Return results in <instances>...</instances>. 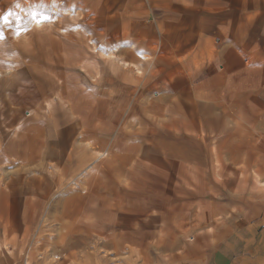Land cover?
Segmentation results:
<instances>
[{"label": "rangeland", "instance_id": "obj_1", "mask_svg": "<svg viewBox=\"0 0 264 264\" xmlns=\"http://www.w3.org/2000/svg\"><path fill=\"white\" fill-rule=\"evenodd\" d=\"M89 5L0 0V71H11L0 77V264L27 256L31 264H212L215 254L264 264V187L255 180L264 182V55L244 49L245 32L234 38L215 25L202 31L211 19L161 15L169 45L157 33L144 84L133 82L92 43L104 52L121 44L134 62L142 47L128 48L112 9ZM63 7L66 15L54 12ZM60 86L72 101L62 103ZM196 104L204 128L187 129L177 118H192Z\"/></svg>", "mask_w": 264, "mask_h": 264}, {"label": "crops", "instance_id": "obj_2", "mask_svg": "<svg viewBox=\"0 0 264 264\" xmlns=\"http://www.w3.org/2000/svg\"><path fill=\"white\" fill-rule=\"evenodd\" d=\"M84 1L86 2L87 6L90 4L96 11L98 10L99 14L102 15L105 14L106 11H108L109 9H112L117 16L114 17L113 20H109L111 21L110 22L112 24L111 26H114L113 24H116V26L118 27L114 28V30L117 29H119V31L121 29L127 30L132 42L135 43V46L137 44V46L142 47L143 49L142 51L144 50L150 51L147 49L148 43L156 40L157 33H160V39H159L160 46L165 45L166 47L170 39L169 33L166 29V26L162 28L158 27L157 25L158 19L161 15L181 14L184 17L191 16L193 18H197V20L199 19V21L203 18H206L208 20L211 19L214 21V23L211 22L209 24L207 29L205 28L201 29L202 31L209 29L215 30L214 27L215 25L217 26L216 29L219 31H222L223 29L226 32H233L234 38L238 37L237 34L240 31L245 32L246 34L244 36L243 41L241 42V45L244 47V49L246 50L248 49V51H250L253 48H257L264 55V0H102V2L101 0H84ZM59 10H60L59 12H64L65 15L68 13V9L66 7H63L62 9ZM75 18L76 17H74V19ZM143 43L145 46L142 45ZM159 49L161 50V47ZM202 51L203 50H201L200 53ZM193 57L197 59L196 57H198V55L195 54ZM214 80L215 77H210V79H208L203 84V86L204 85L209 86V84H211ZM141 83H143V80ZM140 84L138 85L140 86ZM62 88L63 86H60L59 91L57 92L59 98L60 97L62 98V99L60 98V100L61 101L63 100L62 103L65 104L67 102L72 101L69 98L67 99V97H69L70 95V92L67 93L63 92ZM47 106L49 110H51L52 112L54 109L53 99H51V105H47ZM198 106L197 109H193V111L196 112L192 118L185 119L179 117L177 119L178 122L183 124V127H186L185 125H188L187 129L188 127L195 128L194 126L200 127V129L204 128V124L202 122H199V124L196 122V118L201 117L198 114L201 113L202 115V112L198 110ZM68 107H69V111L73 110L74 105L72 104V102L69 103ZM38 108L40 109L41 107L39 106ZM35 112L37 113V111ZM20 114H21V110L16 109L14 110V113L10 119L16 122V120H18L21 117V116L19 117ZM195 116L196 118H194ZM168 122L169 121H167V123L166 122L164 123L163 125L165 127L164 129H169L170 126H173L172 124V122H174L173 120L171 124ZM59 123L60 122L55 121V126L58 125ZM257 123L262 128V130H264V120L257 121ZM19 127L20 125L17 126V128ZM38 128H41L40 123H38V125L35 128H33L34 130L32 129L34 133L38 131ZM40 139H42V136L40 137ZM84 155L85 154H81V157L86 158V155L85 156ZM80 159H82L81 161L84 162L83 158ZM88 167H90V164H85L84 167L78 173L79 176H81L80 175L81 173L82 174L84 173L82 175L84 179H80V184L84 182L83 180L87 181L88 179L87 177L88 175L85 174L88 171L87 169ZM255 180L257 186L264 187V182L260 181V179L256 175H255ZM71 181H69L70 184H72ZM86 197L90 198L89 196ZM83 198L84 197L81 196V198H79L78 200L82 201ZM93 198L95 197L93 196L90 199ZM152 199L153 198L151 197V200ZM156 200H158V198H156ZM46 211L47 209L45 210V212ZM27 215H29L28 216L29 217L28 220H29L30 213H28ZM38 230L39 229H37V231L35 232L34 238L36 233H38ZM161 231L162 230L160 229L159 232ZM262 232H264V229ZM23 237L25 239V233ZM58 257L51 256V259H53V261H56ZM27 258L28 256L26 258L24 257L23 264H27L26 263ZM212 262H213L212 264H231L230 262H226V259L219 254L213 255ZM28 264H31V262L29 261Z\"/></svg>", "mask_w": 264, "mask_h": 264}, {"label": "bare ground", "instance_id": "obj_3", "mask_svg": "<svg viewBox=\"0 0 264 264\" xmlns=\"http://www.w3.org/2000/svg\"><path fill=\"white\" fill-rule=\"evenodd\" d=\"M55 11H59V8H55L54 9V12ZM50 21H52V18H51ZM33 23H34V26H35V28L37 30H44V29H46V24H45V22L40 17H35L34 20H33ZM128 48H130L132 50H135L136 49L135 43L134 42H131L129 44ZM92 49L94 50V52L96 51V53H100V55H102L105 58L106 62H108L110 64L111 68L113 69V71H114L113 73L114 74H116V75L118 74L120 76V75H123L122 73H125L124 75H126L127 73H131L132 72V75H127V78L125 76L124 79L131 80V81L134 82V81H139L138 78L139 77H142L143 84H144V77H145V74H146V72H145V66L144 65L145 64H148L149 67H150L151 64H152V61H151L152 53L150 51L144 50V51L138 52L137 53V57H138L137 58V61L134 62V61H130V60H127V59L123 58V56L121 54V52L123 51V46H121V44L114 45L110 50L107 49L108 51L104 52V51H101L100 49H98V46L95 43H93ZM97 72L99 74V71L98 70H97ZM10 73H11L10 69L9 70H6L5 72L0 71V77L3 78L4 75L10 74ZM135 83H137V82H135ZM46 102H47V105H51V99H47ZM195 109H197V105H195ZM41 124L42 123H40V125ZM104 154H105L104 152H102V153L98 152L97 153V156H98V158L99 157H103ZM81 158H83V157H81ZM87 169L89 170V167ZM83 174L81 173L80 175L82 176ZM47 215H48V210L45 212V214H44V216L42 218V221H41V224L40 225H42L43 223H45L47 221V219H48V216ZM40 228H41V226H39V228H38L39 230H38V233H36V235H35V239L40 234ZM36 243H37V241H36ZM28 262H29V259L27 258L26 259V263L28 264Z\"/></svg>", "mask_w": 264, "mask_h": 264}]
</instances>
